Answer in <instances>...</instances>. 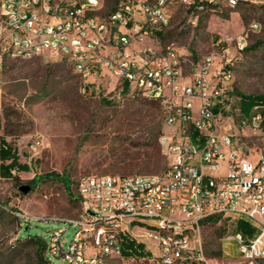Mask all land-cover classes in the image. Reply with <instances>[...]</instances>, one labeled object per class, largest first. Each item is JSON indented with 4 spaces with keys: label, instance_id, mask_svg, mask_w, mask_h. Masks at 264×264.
Segmentation results:
<instances>
[{
    "label": "built area",
    "instance_id": "1",
    "mask_svg": "<svg viewBox=\"0 0 264 264\" xmlns=\"http://www.w3.org/2000/svg\"><path fill=\"white\" fill-rule=\"evenodd\" d=\"M237 1L117 0L101 15L105 0H0V34L13 55L48 52L67 59L85 94L96 74L110 75L121 91L129 88L158 100L169 128L159 138L167 161L162 173L80 178L81 209L67 219L75 228L73 239L66 246L63 228L45 238L50 264L51 256L70 264H109L111 258L124 257L127 238L154 240L158 264H210L201 224L209 217L238 215L250 219L255 232L233 234L228 227L225 239L239 243L243 264L264 260V148L253 152L237 133L224 129L235 104L230 47L217 40L221 50L205 54L187 76V58L178 47L160 48L153 39L170 26L177 4L190 10L184 27H194L205 10ZM259 27L258 22L251 25ZM2 87L0 76V92ZM263 107L256 104L248 114L238 108L241 125L248 124L253 134L263 130ZM42 145L40 136L30 142L29 161ZM138 218L155 221L159 231L134 233L129 224Z\"/></svg>",
    "mask_w": 264,
    "mask_h": 264
},
{
    "label": "rangeland",
    "instance_id": "2",
    "mask_svg": "<svg viewBox=\"0 0 264 264\" xmlns=\"http://www.w3.org/2000/svg\"><path fill=\"white\" fill-rule=\"evenodd\" d=\"M116 2L105 0L99 13L108 14ZM189 14L186 6L175 5L170 26L154 33L155 45L162 48L174 43L187 58V76L205 54L221 50L215 45L217 40L230 47L234 70L230 93L235 104L234 115L226 119L224 129L237 133L247 149L260 151L264 127L253 134L248 124L242 126L238 108L242 93L264 94V0H238L235 6L225 2L202 12L196 26L184 27ZM255 22L260 24L258 29L251 28ZM221 59L217 55V63H222ZM0 76V145L5 139L16 149L20 162L29 166L14 171L19 180L0 173V264H38L31 250H20L24 240L16 238L41 235L49 239L63 228L68 246L75 228L67 219L76 217L81 209L80 178L162 173L167 161L158 132L169 128L158 100L136 90L129 92V88L121 91L114 78L101 74L94 76L89 92L82 93L78 74L67 59L48 52L31 58L15 56L4 34H0ZM36 136L42 139V151L29 161V145ZM64 177L68 185L60 180ZM24 184L32 186L27 193L20 190ZM239 219L253 224L242 215L201 224L210 264H243L239 243L225 239L228 227L231 233L237 232ZM129 226L159 231L149 218H138ZM145 241L148 253L114 257L109 264H158L156 242ZM50 259L53 264H70L62 256Z\"/></svg>",
    "mask_w": 264,
    "mask_h": 264
},
{
    "label": "trees",
    "instance_id": "3",
    "mask_svg": "<svg viewBox=\"0 0 264 264\" xmlns=\"http://www.w3.org/2000/svg\"><path fill=\"white\" fill-rule=\"evenodd\" d=\"M104 100L105 99H103V102ZM256 104H262L264 106V94H260V95H246L243 93L241 94V98L239 100V108L243 114H248L251 111L252 107ZM262 110L264 113V107ZM160 133L162 134L161 130L158 132V137L159 135H161ZM0 158L2 160L0 164V173L5 178H13L15 180H19V176L15 174L14 171L15 170L24 171L29 169L28 164L20 162L16 149L11 144H9L5 139H1ZM47 176L51 177L52 174H48ZM60 180H62L67 185L69 184L68 181L66 180V177L60 178ZM0 211H2L1 208ZM218 219H220L219 216L209 217L203 221V224ZM18 221H20L19 218ZM239 231L249 236L255 232V229L249 223L248 220L239 219V223L237 225V232ZM18 239L24 240L20 246V250L22 252L31 250L34 256L36 257L38 264H50L46 256V240L43 236L28 235L27 238L17 237L16 240ZM124 243H125L124 253L127 256L128 255L131 256L135 254L143 255L148 253L145 250V244L143 242L136 241L132 238H127V240H125Z\"/></svg>",
    "mask_w": 264,
    "mask_h": 264
},
{
    "label": "water",
    "instance_id": "4",
    "mask_svg": "<svg viewBox=\"0 0 264 264\" xmlns=\"http://www.w3.org/2000/svg\"><path fill=\"white\" fill-rule=\"evenodd\" d=\"M32 189V186L31 184H24V185H21L20 186V190L23 192V193H27L29 192V190Z\"/></svg>",
    "mask_w": 264,
    "mask_h": 264
},
{
    "label": "crops",
    "instance_id": "5",
    "mask_svg": "<svg viewBox=\"0 0 264 264\" xmlns=\"http://www.w3.org/2000/svg\"><path fill=\"white\" fill-rule=\"evenodd\" d=\"M132 230L134 231V233H138L139 232V230H137V229H135V228H132ZM132 239H134V238H132ZM127 240V239H126ZM134 240H136V241H139V242H143L144 244H145V249L147 248V243H146V241H145V238H139V239H134ZM124 246H125V243H124ZM148 249V248H147Z\"/></svg>",
    "mask_w": 264,
    "mask_h": 264
}]
</instances>
